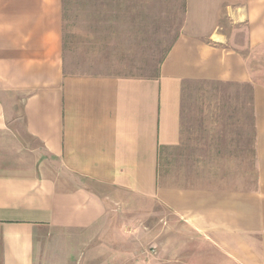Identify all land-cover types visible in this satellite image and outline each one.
Here are the masks:
<instances>
[{
    "label": "crops",
    "instance_id": "crops-1",
    "mask_svg": "<svg viewBox=\"0 0 264 264\" xmlns=\"http://www.w3.org/2000/svg\"><path fill=\"white\" fill-rule=\"evenodd\" d=\"M153 1L81 0L79 29L150 33ZM181 1L178 36L151 78L74 72L64 0H0V264H73L89 238L114 236L115 206L155 202L237 264H264V82L253 67L264 54V0ZM216 84L250 87L251 192L160 178L162 155L191 128L208 146L226 140L225 123L185 121L186 98Z\"/></svg>",
    "mask_w": 264,
    "mask_h": 264
},
{
    "label": "rangeland",
    "instance_id": "rangeland-1",
    "mask_svg": "<svg viewBox=\"0 0 264 264\" xmlns=\"http://www.w3.org/2000/svg\"><path fill=\"white\" fill-rule=\"evenodd\" d=\"M167 2H171L170 7ZM173 2L172 5V0L153 1L151 32L135 35L81 33V0H64L66 52L78 56L72 60V70L82 74L156 77L182 21V1ZM132 5L120 2L121 9ZM223 26L231 33L236 30L226 20ZM102 38H106L104 43L99 41ZM112 38L114 43L108 42ZM258 61L257 67H253L264 82V54ZM198 88L201 90H194V94L186 98L185 121L225 123L229 127L226 140L217 138V145L208 146L202 130L194 132L191 128L187 131L190 138L185 139L180 148L169 149L162 155L160 178L166 176L165 183L172 187L255 190L257 172L250 87L216 84ZM241 99L245 103H240ZM208 109L213 111L210 115L205 113ZM236 122L247 123V130L237 131ZM18 127L19 131H24L22 121ZM107 194L108 190L103 193L105 200ZM112 212L120 224L110 227L111 230L108 228L115 231L114 236L105 233L89 238L83 250L80 248L81 255L73 258V264H237L220 243L210 241L158 202L138 203L128 210L119 204Z\"/></svg>",
    "mask_w": 264,
    "mask_h": 264
}]
</instances>
